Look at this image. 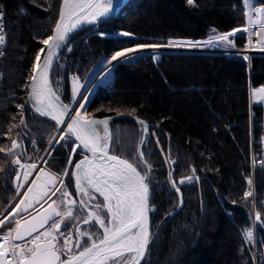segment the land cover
Segmentation results:
<instances>
[{
  "label": "trees",
  "instance_id": "16d2710c",
  "mask_svg": "<svg viewBox=\"0 0 264 264\" xmlns=\"http://www.w3.org/2000/svg\"><path fill=\"white\" fill-rule=\"evenodd\" d=\"M61 1L0 0L7 42L0 58V147L11 148L12 141L31 128L29 113L40 118L33 102L27 101L28 86L36 55L44 47L41 41L51 35ZM251 2L264 5V0ZM244 7V0H194L192 5L188 0H130L97 27L104 37L94 34L81 47L85 31L70 42L79 58L78 73L84 78L123 49L201 42L211 32L242 30ZM125 32L130 35H120ZM232 41L235 50L248 48L242 33ZM109 75L108 82L95 88L86 110L91 118L108 120L110 153L131 158L142 174L147 170L144 161L151 166V236L142 264H253L243 231L251 227L253 213L264 221V169L251 167L252 160H260L264 144V105L250 102V89L264 85V57L253 56L247 63L237 55L149 53L114 65ZM39 120L58 129L52 119ZM97 129L104 137L103 126ZM71 144L70 137L61 141L46 167L61 173ZM80 159L76 154L72 165ZM73 168L67 184L77 197ZM189 176L192 182L180 183ZM249 180L253 199H245ZM18 183L23 177L16 179L12 156L0 152V217L17 198ZM92 194L96 199L91 205L102 202ZM100 214L106 216L103 210ZM75 215L81 217L76 221L81 231L99 232L94 222L82 223L87 213L79 205ZM12 225L6 222L0 234ZM255 241L260 254L264 227L259 222Z\"/></svg>",
  "mask_w": 264,
  "mask_h": 264
},
{
  "label": "snow or ice",
  "instance_id": "6c2138e0",
  "mask_svg": "<svg viewBox=\"0 0 264 264\" xmlns=\"http://www.w3.org/2000/svg\"><path fill=\"white\" fill-rule=\"evenodd\" d=\"M188 3L192 5L194 0H188ZM244 6L255 11L256 18L261 21L260 29L264 31V7L255 8L251 0H244ZM113 11L114 0H63L53 35L41 41L42 44L48 46V49L43 64L37 65L38 75L30 77L32 83L29 96V99L34 102L33 107L37 112L50 116L57 125H64L66 133L58 138L53 137V139L59 142L68 136H74L75 140L79 141V144L73 146L69 155V165L75 169L71 175L75 179L77 195L82 197L79 201V208L87 213L86 216H83L82 223L92 224L94 222L103 231L102 233L81 231L80 224L76 223V221H81V217L74 215L73 212L77 201L71 199V193L67 191V186L61 180V176L69 175L67 169L58 176L41 168L32 180L31 186L26 189L23 199L19 201L11 214L15 216L18 213H29V215L16 219L14 229L0 234V264H108L110 260L115 264H122V262L123 264H139L147 250L149 242L148 212L151 210L149 208L151 166L144 161L147 170L142 174L131 162V158L123 159L116 155H110L107 142L110 138L108 120L91 118L86 113L82 115L79 110L70 115L72 109L69 105L61 102L60 97L51 88L47 77L56 50L66 41L68 33L82 24L95 25L101 19L110 17ZM247 15L249 23L253 24L255 21L251 13ZM0 19H2V14H0ZM236 31H248V29H236L231 33L210 36L204 44L216 46V42H222L226 46L234 47L235 45L229 37L234 36ZM0 33H2V24H0ZM98 35L104 37L106 34L98 33ZM120 35L129 36L130 34L125 32ZM249 42L251 43V41ZM3 43L4 36L0 34V45ZM171 43L169 42V46ZM188 43L192 47L201 46L199 43ZM260 43V50L264 51V37L261 38ZM139 47L149 46L141 45ZM151 47H155V45ZM43 51L41 49V52ZM136 51V48L117 51L111 60L117 61ZM244 59H248V57H244ZM36 60H40L39 55ZM78 88V81L74 78V98ZM253 96L264 100V88L253 90ZM78 108H83V104L78 105ZM65 118H67V123H65ZM139 123L144 125V121H139ZM21 124H23V120H21ZM97 125L103 126L104 137L99 135ZM144 127L146 131L147 126L144 125ZM18 147L17 141L13 140L11 148L0 147V152L6 150L7 155L14 157L15 149ZM77 148H82L83 152L91 153V157L84 155L82 160L72 165V154ZM143 158L144 153L140 151L139 159L143 161ZM13 163L24 169L23 183L17 184L19 190L24 187V183H28L29 176L36 171L37 165L35 163L23 164L19 159H14ZM193 172H195L194 169ZM16 179L20 180L19 173ZM192 179L193 177L189 176L182 179L180 183L183 184L186 181L190 183ZM58 180H61L59 185L56 183ZM251 183L249 180V189ZM173 187L177 192L180 191L175 182H173ZM58 192L61 196L59 202L52 200V196ZM92 193H99L103 197V201L91 205L90 202L96 199ZM251 195V190L247 191L245 199ZM37 204L40 205V208H44V204H47V209L41 212L35 207ZM101 209L106 210L107 216L100 214ZM7 220L8 218L0 220V227H3ZM66 220L72 221V223H66ZM255 220L264 227L260 213H256ZM254 227L255 225L243 231L244 238L248 242L253 239ZM73 230L77 237L75 241H73ZM29 237L31 239H28ZM84 237L87 239H83ZM16 241H26V243H16ZM73 248L79 251L74 252ZM62 256L67 258L62 259ZM126 256L127 259H125Z\"/></svg>",
  "mask_w": 264,
  "mask_h": 264
},
{
  "label": "rangeland",
  "instance_id": "374dc122",
  "mask_svg": "<svg viewBox=\"0 0 264 264\" xmlns=\"http://www.w3.org/2000/svg\"><path fill=\"white\" fill-rule=\"evenodd\" d=\"M118 1L119 0H114V6L117 4ZM96 30H97V28L94 29L93 31H91V33L92 34H98V32ZM237 34H240V31L235 32V35H237ZM214 35H216V34H214V32L210 33V36H214ZM234 36H230L229 39L232 40V37H234ZM169 42H172L171 46H169ZM169 42H167L164 45H155V47H151L153 45H146V46H149V47H143V48H140L139 46L138 47H134V48L137 49L136 52L129 53L126 57L119 58L117 61H112L111 59L110 60H102V61H100L94 68L89 70L84 75V78L81 77V81L78 82L79 88H78L77 95L75 96V98L73 97L74 84L72 85V87H71V102L69 103L70 108L75 110V111L79 110L82 115H84L86 113L87 116L89 117L90 113H88L87 110H86L87 104L89 102V99L92 96L93 92L95 91V88L98 85L105 84V82H108V80L110 78V75H109L110 69L114 65H116V64H118L120 62L131 60L132 58L137 57L139 55H145V54H149L150 53V54H153L155 57H157V55L159 53L180 52V53L223 54V55H226V56H230V55H234V51H236L233 46H231V45H227L226 46L222 42H216V46L205 45L204 44L205 41L194 42V43H199L201 45V46H198V47H192L188 43V41H169ZM37 55H39V52L37 53ZM37 55H36V57H37ZM35 61H36V59H35ZM55 77H56V74H55V69H54L52 71L51 81L54 82V78ZM260 88H264V85L256 87V88H253V89H250V102L252 104H254V105L255 104L256 105L257 104H263L264 105V100H261L258 97L253 96V90L260 89ZM81 97H84V99H81ZM74 100H75V102H73ZM80 104H83V108H78V105H80ZM34 109H35V107H34ZM35 112L37 113L38 117H40V118L46 116V115H41L36 110H35ZM29 118H30V121H31V128H28L26 130V132L24 133V136L20 137V139L22 140V146H23L22 147L23 148L22 149V155L20 157V162L23 163V164L35 163L37 165V169H36V171H34V172H32L30 174L28 183H24V187L20 188L17 198L13 201V203L9 207V209L0 217V220H4L5 218H8L7 222L13 221V225H12L11 229L15 228L16 225H15L14 221L16 219H20L21 216H28L29 215V213H18L15 216H12L11 214L13 213V210L15 209V207L19 203V201L21 199H23V196H24V193H25L26 189L31 186V182L36 177V175L39 173V170L41 168H44V169H47L50 173L56 174L58 176H60L66 169L69 172L70 171L69 155L72 152L73 146L75 145V143L71 144V148H70V150L68 151V154H67L66 165H65V168L63 169V171L61 173L52 172L50 169H48L46 167L45 161L46 162L48 161V159L52 155V152L59 145V143L61 141L68 142V137L69 136L66 137V139H64V140H59V142H57V140L53 139V137H57L58 138L60 135L66 133V131L63 130L61 128V126L60 127L57 126L58 129L57 130H53L48 125H46L42 120L40 121L39 120L40 118L37 119V118L33 117L31 115V113H29ZM98 132H99V135H100V133H102L101 130L100 131L98 130ZM78 150L79 149L77 148L75 153L72 154V159H73V157L76 154L79 157H81V159L83 158V154H80L78 152ZM255 163H256V165H258L259 163L261 165H264V155H260V160L258 162H255ZM17 166H19V165H17ZM262 167L264 169V166H262ZM72 171H73V169H72ZM23 172H24V169L20 168V173H19L20 177L21 176L23 177ZM15 176L17 177V175H15ZM68 177H69V175L68 176H61V180H62L63 184L65 186H67V191L69 193H71V191L69 190L68 184H67ZM61 180H58L56 182L57 185H59L61 183ZM252 189L253 188H252V185H251V192H252ZM95 194L99 195V193H95ZM78 196L77 197H73V195L71 194V199L77 201V206L74 207V209H73L74 215L76 214V211L78 209L79 198H82L81 196H79V197ZM100 197H101V199L103 201V197L102 196H100ZM251 197H252V199L254 198L253 192H252ZM60 199H61V196H60L59 192L55 196H52V200H57L59 202ZM92 201H94V200H92ZM41 203H43V201H41ZM49 203H51V201H49ZM45 206H47V204H44V207ZM35 207L38 208V209H41L39 204H37ZM61 208H63V205H61ZM101 210H103V209H101ZM103 211H104L105 215L107 216L106 210H103ZM30 212H32L31 209H30ZM65 222L66 223H72V221H68V220H66ZM97 226H98L99 232L102 233L103 230L99 228V225H97ZM73 237H74V241H75L77 239V237L75 235V231L74 230H73ZM253 240L254 239H252L251 242H248V241L245 240V242H247V244L249 245L250 243L253 242ZM24 243H26V242H24ZM73 251L77 252L79 250L73 248ZM128 255H134V254H128ZM65 258H66V256H62V259H65ZM125 259H127V257H125ZM108 264H115V262L110 260V261H108ZM122 264H123V262H122Z\"/></svg>",
  "mask_w": 264,
  "mask_h": 264
},
{
  "label": "built area",
  "instance_id": "2783aa9c",
  "mask_svg": "<svg viewBox=\"0 0 264 264\" xmlns=\"http://www.w3.org/2000/svg\"><path fill=\"white\" fill-rule=\"evenodd\" d=\"M255 8L264 7L263 6H254ZM248 13H251V15L254 18V23L250 24L248 20ZM0 14H2V19H0V24H2V34L4 36V43L3 45H0V58L3 55L4 50L7 47L6 42V31H5V24H4V11H3V5L0 3ZM244 16H245V28L248 29V31H240V33L244 34L248 48L245 50H236L234 51V55L240 56L242 58L248 57V59H245L247 63H250V59L253 56H260L264 57V51H261V38L264 37V31H261L260 29V19L256 18V13L254 10L244 7ZM96 29V28H94ZM94 29L87 30L85 32V35L83 36V40L81 42V47H85L88 44V39L94 35L91 33ZM242 29V30H243ZM251 41V43L249 42ZM74 46L73 44H68L66 48L62 51V53L55 59L52 71L55 69L56 77L54 78V82H52V86L55 90V92L58 94L60 98L63 99V101L69 105L71 102V87L74 84V78L80 82L81 76L78 73V57L74 54ZM15 141H17L19 147L15 149L16 155L12 159H19L22 155V140L20 139V136H18ZM260 155H264V145L260 149ZM251 157L253 159V154H251ZM14 164V163H13ZM252 169L254 168H262V165L259 163L256 165V163L252 160L251 163ZM14 170L15 175L20 173V167L14 164ZM253 192V189H252ZM260 203L264 204V199L260 200ZM252 225L250 228H252L254 225V233H253V242L249 245L247 242H245L251 249V258L253 264H258L264 259V251L262 253H257L255 248V240H256V220H255V214L253 213L252 218ZM74 241V237H73Z\"/></svg>",
  "mask_w": 264,
  "mask_h": 264
},
{
  "label": "water",
  "instance_id": "95a60500",
  "mask_svg": "<svg viewBox=\"0 0 264 264\" xmlns=\"http://www.w3.org/2000/svg\"><path fill=\"white\" fill-rule=\"evenodd\" d=\"M129 1H130V0H119V1L117 2V4L114 6V11H113L112 14L110 15V17H108L107 19H101V20H100L97 24H95V25H92V24H82V25H80L79 27H77L75 30H73V31H71V32L68 33L66 41L61 45V47H60L59 49L56 50L55 56H54V58H53V61H52L51 65H50L49 71H48V73H47L48 81H49V83H50L51 88L53 89V91H55V90H54V88H53V86H52V82H51V71H52V67H53V64H54L55 59H56V58L62 53V51L66 48V46H67V45L73 40V38H75L78 34H80V33H82V32H85V31H87V30H90V29L97 28V27H98L99 25H101L102 23H104V22H106L107 20L113 18L114 16H116V15L120 12V10H121V9H122V8H123L128 2H129ZM62 6H63V0L61 1L60 7H59V12H58V17H57L56 23H57V21H58V19H59V15H60V11H61ZM56 23H55V25H56ZM55 25H54V27H53V29H52L51 35H53V33H54ZM51 35H50V36H51ZM42 49H43L44 51L41 52V49H40V51H39L40 60H39V61H37V60L35 61L34 68H33L32 74H31V77H32V76H36V75H38V71H39V69L37 68V65H38V64H39V65H42V64H43L44 56H45L46 53H47L48 46L44 44V47H43ZM31 83H32V81H31V79H30V81H29V86H28L27 101L30 100V99H29V96H30V92H31V87H30V86H31ZM56 94H57V93H56ZM57 95H58V94H57ZM60 100H61L62 103L66 104V103L63 101L62 98H60ZM32 102H33V101H32ZM74 112H75V110L72 109V112L70 113V115H71V114H74ZM44 117H46V118H48V119L51 120V118H49V117H47V116H44ZM53 121H54V120H53ZM133 121H135V119H133ZM54 122L56 123V121H54ZM67 122H68V121H67V118H65V123H67ZM58 126H59V125H58ZM60 126H62V127L64 128V130L66 131L64 125H60ZM60 126H59V127H60ZM69 137L73 140V142H74L75 144H79V141H76L74 136H69ZM78 149H79L80 152L83 154V158H84V155H88L89 157H91V153L83 152L82 148H78ZM108 151H109V149H108ZM109 154H110V155H115V154H112V153H110V152H109ZM116 156H118V155H116ZM119 157H121V156H119ZM83 158H82V159H83ZM121 158H123V157H121ZM82 159H80V160H82ZM123 159H125V158H123ZM137 169H138V168H137ZM74 171H75V169L73 168L72 173H73ZM138 171H140V170L138 169ZM140 172H141V171H140ZM73 179H74V177H73ZM74 183H75V179H74ZM53 207H55V206L53 205ZM149 208L151 209V190H150V187H149ZM44 209H47V206H45L44 208H41L40 211L43 212ZM48 210L50 211L51 209H48ZM151 210H152V209H151ZM151 210L148 212V223H147V230H148V233H149V239H150V236H151ZM33 214H35V213H33ZM15 227H16V226H15ZM41 231H43V229H41ZM34 235H35V233H34ZM28 239H31V238L29 237ZM24 242H26V241H16V243H21V244L24 243ZM148 243H149V242H148ZM147 247H148V245H147ZM146 251H147V250H146ZM146 251H145V253H144L143 258L140 259L139 264H142V262H143V260H144V258H145V255H146ZM66 258H67V257H66ZM66 258H65V259H66Z\"/></svg>",
  "mask_w": 264,
  "mask_h": 264
},
{
  "label": "bare ground",
  "instance_id": "6f19581e",
  "mask_svg": "<svg viewBox=\"0 0 264 264\" xmlns=\"http://www.w3.org/2000/svg\"><path fill=\"white\" fill-rule=\"evenodd\" d=\"M47 116V115H46ZM47 117H49V118H51L50 116H47ZM52 119V118H51ZM53 120V119H52ZM60 126V125H59ZM61 128L64 130V128L61 126Z\"/></svg>",
  "mask_w": 264,
  "mask_h": 264
},
{
  "label": "crops",
  "instance_id": "0c3cea01",
  "mask_svg": "<svg viewBox=\"0 0 264 264\" xmlns=\"http://www.w3.org/2000/svg\"><path fill=\"white\" fill-rule=\"evenodd\" d=\"M263 105V104H262ZM264 145V144H263Z\"/></svg>",
  "mask_w": 264,
  "mask_h": 264
}]
</instances>
